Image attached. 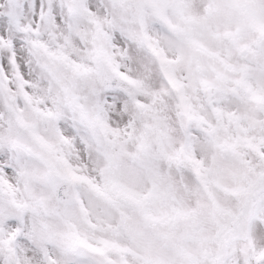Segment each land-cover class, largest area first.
Instances as JSON below:
<instances>
[{
	"label": "snow or ice",
	"instance_id": "6c2138e0",
	"mask_svg": "<svg viewBox=\"0 0 264 264\" xmlns=\"http://www.w3.org/2000/svg\"><path fill=\"white\" fill-rule=\"evenodd\" d=\"M0 264H264V0H0Z\"/></svg>",
	"mask_w": 264,
	"mask_h": 264
}]
</instances>
